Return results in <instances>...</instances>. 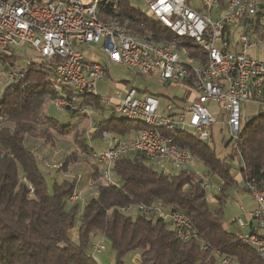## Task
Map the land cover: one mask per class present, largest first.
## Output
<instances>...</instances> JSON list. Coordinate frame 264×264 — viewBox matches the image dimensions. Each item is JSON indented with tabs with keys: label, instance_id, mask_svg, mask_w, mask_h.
<instances>
[{
	"label": "trees",
	"instance_id": "16d2710c",
	"mask_svg": "<svg viewBox=\"0 0 264 264\" xmlns=\"http://www.w3.org/2000/svg\"><path fill=\"white\" fill-rule=\"evenodd\" d=\"M225 1L219 0L221 6ZM98 15L102 20L118 21L139 38L149 35L156 44L174 39L169 29L129 0H105L98 6ZM180 46L187 48L189 59L205 61V54L191 40L180 39ZM10 58L18 57L0 54V62ZM57 62H30L24 78L7 86L0 96V115L4 117L0 122V264H98L89 254L91 237L96 232L112 242L119 263L130 252L142 251L139 264H216L217 257L230 264H264L255 249L225 230L220 213L211 210L203 180L193 169L167 174L137 153L114 163L116 186L100 183L101 168L94 160L95 193L85 205L69 201L78 179L55 181L50 192L39 158L26 146L25 138H42L46 145H53L55 131L60 133L58 121L43 114L46 100L57 96ZM7 68L15 69V65ZM80 106L98 110L102 100L86 97L80 100ZM146 128L143 122L114 117L101 123L92 141L101 139L104 132L126 138ZM165 135L220 178L221 203L236 181L233 166L220 160L210 143L198 141L191 134ZM79 146L84 156L92 157L91 147L80 142ZM233 147L232 156L240 153L243 181L256 179L264 185V114L240 131ZM76 159V154L68 156L62 170L66 172ZM156 202L184 213L199 231L200 241H180L171 223L147 220L141 215L134 219L120 211L131 204ZM74 230L77 242L71 237Z\"/></svg>",
	"mask_w": 264,
	"mask_h": 264
},
{
	"label": "built area",
	"instance_id": "2783aa9c",
	"mask_svg": "<svg viewBox=\"0 0 264 264\" xmlns=\"http://www.w3.org/2000/svg\"><path fill=\"white\" fill-rule=\"evenodd\" d=\"M104 1L0 0V54L12 56L28 47L36 54L34 62L57 60V96L52 101L59 109L90 118L91 111L81 107L80 100L100 97L97 85L108 75L112 63L123 64L138 74L158 75L161 82L178 83L189 92L192 103L178 111L169 105L168 114L159 113L160 103L154 96L138 99L135 89L125 97L117 94L114 113L128 121L143 122L147 128L129 139L110 132L102 134L106 150L94 151L92 157L101 166L103 183L116 186L114 163L137 153L152 164L170 165L171 169L164 171L167 174L192 169L196 158L165 133H187L210 143L219 115L227 117L232 138L238 139L241 103L264 101V0H226L224 6L219 0H200V9H194L189 0H129L172 32L174 39L162 44L154 43L149 35L137 37L116 20H102L98 6ZM242 22L251 23L252 30L238 36L235 50L231 36ZM182 38L194 42L205 54V61L189 59L187 48L180 46ZM99 45L107 62L85 55L86 48ZM24 69L6 70L7 86L22 80ZM213 104L221 106L219 112L210 109ZM3 120L0 115V122ZM47 166L60 168L56 163ZM203 188L209 192L213 186L204 184ZM245 190L255 203L250 218L258 224L242 240L264 261V185L249 179ZM69 201L76 204L83 200L75 192ZM120 211L169 222L180 241H200L190 219L161 202L131 204ZM239 225L245 227V222L239 219ZM94 249L101 253L105 247L97 245Z\"/></svg>",
	"mask_w": 264,
	"mask_h": 264
},
{
	"label": "rangeland",
	"instance_id": "374dc122",
	"mask_svg": "<svg viewBox=\"0 0 264 264\" xmlns=\"http://www.w3.org/2000/svg\"><path fill=\"white\" fill-rule=\"evenodd\" d=\"M91 1V0H85ZM190 5L194 9H200L201 3L200 0H190ZM92 51H96L97 54L103 59L105 56L101 54V45L97 48L91 47ZM16 57L10 58L6 62H0V92H4L8 80L6 73V66L9 67L10 64H14L16 69L26 68L28 62H34L37 60L34 52L30 51L28 47L24 50L20 49L15 52ZM183 57V56H182ZM185 60H187L185 58ZM8 69V68H7ZM137 89V98L144 99L147 94L157 95L159 98L160 114H168L167 106L172 103L171 99L174 97L185 96V99L192 103V98L189 94L185 92L183 88L178 83H167L164 84L161 82L158 76L152 74H138L136 71L123 64H110L109 74L105 77L104 80L100 81L97 85V94L101 97L106 108H109V104H114V99H116L117 94L121 93L125 97L131 89ZM50 106L48 109L46 107ZM115 105V104H114ZM219 104H213L210 106V109L213 112L220 111ZM241 126L240 130H243L250 122L264 114V103L254 100H248L241 103ZM43 112L47 117L55 119L59 122V130L62 131L63 128L73 125L74 128L69 131L63 132L62 136H57L55 131L54 144H47L42 138H33L32 136H27L25 138V144L28 148L30 147L29 141L34 142L32 147L36 155H38L40 161V167L42 172L45 174L49 191L52 192L53 184L55 181L62 182L66 179H78L84 178L85 182L89 181L90 178V169H94V165L97 163L92 157L84 156L82 149L78 145L77 141L80 143H85L87 146L94 148L95 152H103L106 150L105 145H98L95 141L87 139L86 135V126L83 124L85 120L81 118H74L73 115L68 112L66 109H59L55 106L52 99H47L44 106ZM96 115V111H93V116ZM80 119V120H79ZM74 120H79L75 122ZM74 122V123H73ZM232 131L227 123V117L225 115L218 116V123L213 128V141L210 142V146L214 149L217 157L220 160H226V163L233 166V176L236 179L234 186L226 192V198L219 203L216 194L219 192V189L222 187V182L219 177L210 173L209 169L204 166L199 160H195V166L192 168L198 175V177L203 180L204 184H209L213 186V189L207 192V195H212L214 197L213 202H209L211 210L214 212H219L221 219L224 224L226 231L240 235V231L237 229L236 225L231 226L230 222L233 219L243 218V211L241 207V202L245 207H252L251 205V195L244 192L243 186H245L246 181L240 180L241 174L240 170L243 167L242 161L240 160V153L235 152L232 156L234 149V141L232 140ZM52 152V162L43 161L45 158H48L46 155ZM71 154H76L77 159L75 162L68 166L66 172L62 170L64 161ZM87 157V159H86ZM46 162V163H45ZM56 163L59 165L61 170H53L47 166V164ZM153 166L160 172H164L161 165L153 164ZM168 166V165H165ZM100 169V167H98ZM177 172H173L176 174ZM79 180V179H78ZM113 180L118 182V179L113 174ZM100 183H103L100 180ZM87 190L81 195L83 200L82 205L86 203L87 199L90 196L94 195L95 188L92 186L93 181L90 183ZM251 198V199H250ZM80 202V203H81ZM133 218L136 219L138 214L133 213ZM76 230L71 232V237L74 242H77ZM103 245L105 250L101 253L95 251V246ZM142 251H132L125 258H123L122 263H119L117 260L116 252L114 251L112 242L102 236L100 233L96 232L91 237V246L89 249V254L92 255L98 264H139V259ZM216 264H224L222 260L217 257Z\"/></svg>",
	"mask_w": 264,
	"mask_h": 264
},
{
	"label": "crops",
	"instance_id": "0c3cea01",
	"mask_svg": "<svg viewBox=\"0 0 264 264\" xmlns=\"http://www.w3.org/2000/svg\"><path fill=\"white\" fill-rule=\"evenodd\" d=\"M263 9H264V6H263ZM251 26V23H246V22H242V23H240L239 25H237L236 27H235V30H234V32H233V35L231 36V41L233 42V44H234V46H233V48L232 49H235V50H237V48H238V46H236V45H238V36L240 35V34H243V33H249V32H251V30H252V27H250ZM91 47H95V48H97L98 46H90V47H88V48H86L85 49V55L89 58V59H91V60H93V61H96V60H100V61H103V62H107V60H103L98 54H97V52L95 51H92V49H91ZM30 51H32V50H30ZM251 54H253V52H251ZM36 54L34 53V56H35ZM106 59V58H105ZM109 74V73H108ZM152 75H154V74H152ZM155 76H158V75H155ZM159 77V76H158ZM163 83V82H162ZM165 84V83H164ZM184 88V87H183ZM133 89H135V88H133ZM136 91H137V89H135ZM185 92L187 93V94H189V92L185 89ZM148 96H154V97H156V98H158V96L157 95H152V94H147V96L146 97H148ZM145 97V98H146ZM100 99H101V97H99ZM102 100V99H101ZM158 100H159V98H158ZM114 104H116V99H114ZM171 102L172 103H170L169 105H174V110H176V111H178L179 109H182V108H184V107H186L188 104H189V102L185 99V96L183 95L182 97H180V96H178V97H174V98H172L171 99ZM114 104H112V103H110L109 105V108H106L105 106V104H104V102H103V100H102V108L101 109H98V110H95V109H93V110H90L91 111V117L89 118V117H84V116H82V117H80V116H75V115H73L72 113V115H73V117L74 118H81V119H83V120H85V123H83L85 126H86V128H87V130H86V135H87V139L88 140H91L92 141V138L94 137V135H95V133H96V131L98 130V127L101 125V123L103 122V121H108V120H111L112 118H114V117H119V118H122V117H120V116H118V115H116L115 113H114V111H113V108H114ZM169 105L167 106V112H168V107H169ZM50 106L48 105V107H46V109H48ZM68 111V110H67ZM93 111H96V115L95 116H93ZM43 114H45L44 112H43ZM46 115V114H45ZM80 120V119H79ZM79 120H74L75 122H79ZM59 123V122H58ZM74 123V122H73ZM74 125V124H73ZM73 125L71 124V126H68L67 128H65V129H63L62 131H60V133H63V132H66L67 133V130L69 131L70 129L72 130V128H74L73 127ZM94 128V129H93ZM58 129H59V126H58ZM60 133H58L57 134V136H62V134H60ZM137 133L138 132H136V133H134V134H132L131 136H129V137H126V138H124V139H129V138H133V137H135L136 135H137ZM64 134V133H63ZM119 137H121V136H119ZM122 138V137H121ZM93 141H95L96 142V144H98V145H105L104 144V142H103V140H102V138L101 139H99V140H93ZM54 142H56V141H54ZM29 143H30V150H33V146L35 145L34 144V142L33 141H29ZM77 143H78V145H79V141H77ZM106 147V146H105ZM91 149H93V152L95 151L94 150V148H92L91 147ZM38 156V155H37ZM48 158H45L43 161H49V162H52V160H53V158H52V152H50L49 153V155H46ZM90 157H91V155H90ZM86 159H87V157H86ZM46 163V162H45ZM51 164H53V163H51ZM55 164V163H54ZM156 165H160V164H156ZM162 166V165H161ZM98 167H100V166H98ZM101 168V167H100ZM162 168H163V170L165 171V169H171L170 168V165H168V166H165V167H163L162 166ZM53 170H59V169H53ZM90 171V178H89V181H87V182H85V180H84V178H82V180L80 179V178H78L79 180H78V183H77V188H76V193H78L80 196L87 190V188H88V186H90L91 184V181H92V176H93V173H94V169H90L89 170ZM166 172V171H165ZM240 177V180H243L242 179V177L241 176H239ZM75 179V178H74ZM101 180V179H100ZM102 181V180H101ZM103 182V181H102ZM243 189H244V192H246V190H245V186H243ZM247 193V192H246ZM219 194H220V189H219V192L216 194V196H217V199H218V201H219ZM207 199H208V202H213L215 199H214V197L212 196V195H207ZM251 199V198H250ZM83 202V201H82ZM82 202L80 203V205H82ZM219 203H220V201H219ZM84 205V204H83ZM241 207H242V211H243V216H244V219L243 218H239V219H241V220H243L244 222H245V227H241L240 225H239V219L237 220V219H233L231 222H230V224H231V226H234V225H236V227H237V229L240 231V235H238V234H236V235H238V236H240L241 238L245 235V234H247L248 232H250L251 230H253V228L254 227H256V225L258 224V222L256 221V220H252L251 218H250V213L255 209V203H254V201H253V199H251V205H252V207H249V208H247V207H245V205L243 204V201L241 202ZM222 260V259H221ZM222 262H223V260H222Z\"/></svg>",
	"mask_w": 264,
	"mask_h": 264
}]
</instances>
